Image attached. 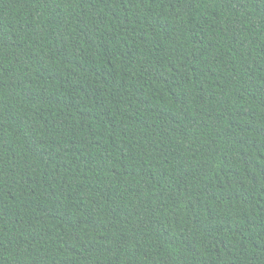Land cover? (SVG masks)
<instances>
[{
  "label": "trees",
  "instance_id": "1",
  "mask_svg": "<svg viewBox=\"0 0 264 264\" xmlns=\"http://www.w3.org/2000/svg\"><path fill=\"white\" fill-rule=\"evenodd\" d=\"M0 264H264V0H0Z\"/></svg>",
  "mask_w": 264,
  "mask_h": 264
}]
</instances>
